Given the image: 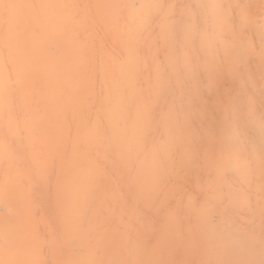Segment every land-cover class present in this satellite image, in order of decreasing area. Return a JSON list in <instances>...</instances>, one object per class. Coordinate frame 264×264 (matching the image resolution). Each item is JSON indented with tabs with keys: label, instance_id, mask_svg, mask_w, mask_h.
<instances>
[{
	"label": "bare ground",
	"instance_id": "obj_1",
	"mask_svg": "<svg viewBox=\"0 0 264 264\" xmlns=\"http://www.w3.org/2000/svg\"><path fill=\"white\" fill-rule=\"evenodd\" d=\"M0 264H264V0H0Z\"/></svg>",
	"mask_w": 264,
	"mask_h": 264
}]
</instances>
